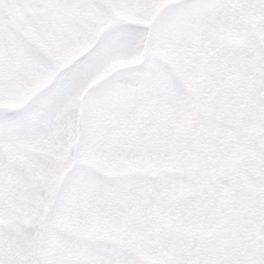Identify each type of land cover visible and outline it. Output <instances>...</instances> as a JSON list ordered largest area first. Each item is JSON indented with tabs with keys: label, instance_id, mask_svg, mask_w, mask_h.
<instances>
[{
	"label": "snow or ice",
	"instance_id": "snow-or-ice-1",
	"mask_svg": "<svg viewBox=\"0 0 264 264\" xmlns=\"http://www.w3.org/2000/svg\"><path fill=\"white\" fill-rule=\"evenodd\" d=\"M0 264H264V0H0Z\"/></svg>",
	"mask_w": 264,
	"mask_h": 264
}]
</instances>
